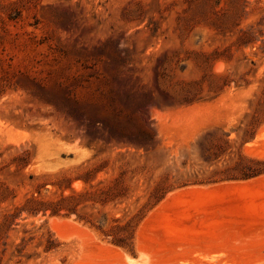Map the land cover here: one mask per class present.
Wrapping results in <instances>:
<instances>
[{"label": "rangeland", "instance_id": "1", "mask_svg": "<svg viewBox=\"0 0 264 264\" xmlns=\"http://www.w3.org/2000/svg\"><path fill=\"white\" fill-rule=\"evenodd\" d=\"M247 159L264 0H0V264H264ZM57 186L75 212L19 211Z\"/></svg>", "mask_w": 264, "mask_h": 264}, {"label": "trees", "instance_id": "2", "mask_svg": "<svg viewBox=\"0 0 264 264\" xmlns=\"http://www.w3.org/2000/svg\"><path fill=\"white\" fill-rule=\"evenodd\" d=\"M13 14L15 16H8L9 20H16L20 16V11L18 8L15 7V3H12ZM253 40L251 42H246L243 44L245 47H253ZM247 165H244L240 176L242 178L253 177L264 173V168L261 166L264 165V161L246 160ZM61 189V193L59 194L58 198L55 200H43L38 196H31L29 197L24 206L19 209L20 212L24 211L27 214L31 215H38L41 213L42 215L49 214L50 216H58L63 211L65 212L63 215H67L69 213L76 211V206L78 205L79 198L82 196L80 192H72V194L64 195L63 194V186H57ZM13 214H6L4 215L3 223L1 227H5L8 223L10 218H13ZM100 231L103 233L105 237H111L112 243L115 245L126 247L129 243L130 235H131V227L130 223H126L124 225L115 224L110 228L109 231H104L100 228Z\"/></svg>", "mask_w": 264, "mask_h": 264}, {"label": "bare ground", "instance_id": "3", "mask_svg": "<svg viewBox=\"0 0 264 264\" xmlns=\"http://www.w3.org/2000/svg\"><path fill=\"white\" fill-rule=\"evenodd\" d=\"M256 180H257V179H255V181H256ZM257 181H259V179H258ZM251 182H252V181H251ZM251 182H250V183H251ZM261 182H262V181H261ZM237 184H239V183H237ZM242 184H244V183H242ZM242 184H241V185H242ZM245 184H248V183H245ZM256 184H257V183H256ZM239 187H240V188H239L240 190L243 188V186H242V187L239 186ZM229 188H230V187H229ZM234 188H235V187H234ZM244 188H245V187H244ZM194 189H195V188H194ZM197 189H198V188L195 189V190H196V193H200V191H197ZM198 190H200V189H198ZM231 190H232V189H231ZM193 191H194V190H193ZM203 191H204V190H203ZM201 192H202V191H201ZM204 192H205V191H204ZM215 192H217V191H215ZM179 193H181V192H179ZM178 195H179V194H178ZM197 195H198V194H197ZM202 195H203V194H202ZM166 200H167V199H166ZM162 205H163V204H162ZM160 206H161V205H160ZM52 221H53V220H52ZM52 221H51V222H52ZM54 223H55V222H54ZM51 224H52V223H51ZM87 232H88V231H87Z\"/></svg>", "mask_w": 264, "mask_h": 264}]
</instances>
